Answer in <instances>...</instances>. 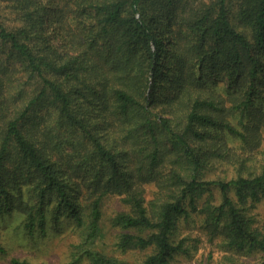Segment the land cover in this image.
I'll return each mask as SVG.
<instances>
[{
	"label": "trees",
	"instance_id": "16d2710c",
	"mask_svg": "<svg viewBox=\"0 0 264 264\" xmlns=\"http://www.w3.org/2000/svg\"><path fill=\"white\" fill-rule=\"evenodd\" d=\"M2 1L18 24L0 17L1 205L27 185L28 228L52 200L82 225L84 196L94 237L101 197L119 195L112 223L133 230L119 245L151 249L138 264L186 253L192 215L264 264V0Z\"/></svg>",
	"mask_w": 264,
	"mask_h": 264
},
{
	"label": "rangeland",
	"instance_id": "374dc122",
	"mask_svg": "<svg viewBox=\"0 0 264 264\" xmlns=\"http://www.w3.org/2000/svg\"><path fill=\"white\" fill-rule=\"evenodd\" d=\"M0 17L7 25L18 24L16 13L4 1L0 2ZM18 85L23 87V93L32 91L33 82L17 75ZM45 108H42V111ZM259 148H264V131ZM256 157H264V153H254ZM215 169V168H214ZM222 167H218V170ZM234 168L229 167L228 174L232 175ZM209 175V174H208ZM214 176V175H212ZM152 185H146V195L150 197ZM19 194V193H18ZM12 197L8 208H4L0 200V243L4 251H0V264H11L12 257L25 259L32 264H91L86 253L79 255L83 248H90L99 253L112 257L127 264L140 263L149 252L150 248H121L119 242L121 233L130 232L131 229H122L112 223L113 215L125 210L119 195L105 194L100 200L101 216L94 237H88V207L84 196L80 198V212L83 215L82 225L66 214L55 215L52 200L46 205L44 225L38 220V214L32 228L27 227L29 208L38 205V198L27 185L21 187V200ZM218 191L214 193L218 196ZM19 196V197H20ZM262 211V206H259ZM176 237L188 235L186 253H178L170 264H234L237 261L246 264H256L263 256L260 253L240 254L235 251L225 250L216 239L210 240L200 226L197 216L192 215L187 221L181 220ZM235 262H234V260ZM233 260V261H232ZM234 262V263H233Z\"/></svg>",
	"mask_w": 264,
	"mask_h": 264
}]
</instances>
